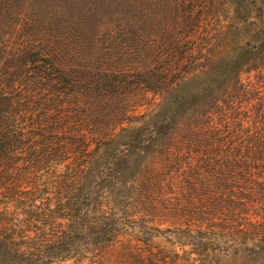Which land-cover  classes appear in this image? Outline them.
<instances>
[{
    "label": "trees",
    "instance_id": "obj_1",
    "mask_svg": "<svg viewBox=\"0 0 264 264\" xmlns=\"http://www.w3.org/2000/svg\"><path fill=\"white\" fill-rule=\"evenodd\" d=\"M35 3L0 0V264H264V0H141L146 58L95 71ZM148 93L134 121H51Z\"/></svg>",
    "mask_w": 264,
    "mask_h": 264
},
{
    "label": "rangeland",
    "instance_id": "obj_2",
    "mask_svg": "<svg viewBox=\"0 0 264 264\" xmlns=\"http://www.w3.org/2000/svg\"><path fill=\"white\" fill-rule=\"evenodd\" d=\"M139 3L141 0H36L31 8L47 12L50 21V24L45 25L47 29L40 27L36 30L52 43L62 62L65 61L75 67L70 71H80L78 67L84 65L92 67L95 71L98 67L110 68L134 59L143 62L146 58L143 45L139 43L136 49L128 39L130 28L141 24L131 22V17L135 15L140 17L148 10V6L137 5ZM72 13H90L93 16L81 20L77 19V14L72 15ZM140 22L143 27L149 28L146 21ZM164 22L165 26L169 25L168 22ZM3 31L6 38L11 41H22L30 30L19 27L11 33L10 29L5 27ZM33 34L36 36V31ZM154 47L159 50L160 56L165 57L170 53L164 43ZM63 95L65 97L63 102L59 105L54 104L51 111L54 118L51 121H91V123L111 121L113 124L118 121H134L138 115L153 109L156 99L152 93L141 94L131 100L127 99L126 102L125 96H117L112 98L111 105L89 100L90 106L89 104L84 106L83 103L79 105L74 103L76 97L70 96L71 94ZM64 164L57 169L64 170ZM156 241L165 246L164 239ZM112 256V261L116 262L115 254Z\"/></svg>",
    "mask_w": 264,
    "mask_h": 264
}]
</instances>
